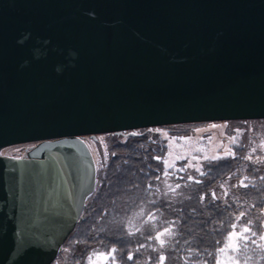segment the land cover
<instances>
[{"label":"water","instance_id":"water-1","mask_svg":"<svg viewBox=\"0 0 264 264\" xmlns=\"http://www.w3.org/2000/svg\"><path fill=\"white\" fill-rule=\"evenodd\" d=\"M264 119V0H0V264H51L93 192L84 136ZM83 141V143H81Z\"/></svg>","mask_w":264,"mask_h":264},{"label":"trees","instance_id":"trees-1","mask_svg":"<svg viewBox=\"0 0 264 264\" xmlns=\"http://www.w3.org/2000/svg\"><path fill=\"white\" fill-rule=\"evenodd\" d=\"M185 124L190 123L104 134L107 161L95 163L94 190L51 264H88L94 251L112 248L117 249L115 264H158L161 254L166 258L164 264H215L217 249L223 246L240 212L246 214L240 223L251 221L252 231L258 233L255 237L247 234L248 239L259 237L264 153L235 145L230 150L235 158L202 161L203 176L194 167L177 171L185 161L166 169L154 157L164 159L168 138L181 135L175 127ZM165 171L169 175H164ZM189 175L201 183L189 182ZM241 180L246 187L240 186ZM213 193L219 198L213 200ZM166 228L171 233L162 237L165 246L161 248L154 237ZM129 255L132 260L127 259Z\"/></svg>","mask_w":264,"mask_h":264},{"label":"rangeland","instance_id":"rangeland-1","mask_svg":"<svg viewBox=\"0 0 264 264\" xmlns=\"http://www.w3.org/2000/svg\"><path fill=\"white\" fill-rule=\"evenodd\" d=\"M212 125L217 127L212 128ZM175 128L179 129L178 131L182 134L169 137L167 140V152L164 156V159L168 161L167 167L164 164L166 169L174 168L181 161H185L186 165H200L205 157L208 159L213 156L223 157L227 150L240 144L247 145L253 153H264V148L260 147V144L264 142V121L195 122ZM232 137H235L234 141ZM84 141L92 153L94 162L96 164L103 162L107 154V137L99 134L95 139L84 137ZM31 146L33 145L25 143L4 147L0 150V154L24 156ZM193 157L198 159H193ZM261 218V232H264V216ZM253 240L248 239L246 244L241 241V250L238 252L218 253L217 256L226 261V264H231L232 258H236L239 264H264V251L260 248L264 246V240H260L259 237L255 239V243L252 242ZM97 264H103V261H97Z\"/></svg>","mask_w":264,"mask_h":264},{"label":"snow or ice","instance_id":"snow-or-ice-1","mask_svg":"<svg viewBox=\"0 0 264 264\" xmlns=\"http://www.w3.org/2000/svg\"><path fill=\"white\" fill-rule=\"evenodd\" d=\"M211 127L212 128H216L217 126L216 125H212ZM197 131H199V130H197ZM132 135H137V134L136 133H132ZM165 135H167V134H165ZM231 139L234 141L235 137H232ZM81 143H83V141ZM260 147L264 148V142H262L260 144ZM113 155H114V153H113ZM227 156H231V157L235 158V153L231 152L230 150H227L224 157L213 156L211 159L212 160H218V159L226 158ZM107 158H108L107 154H105V157H104L105 161H107ZM154 159L162 161L165 164V166L167 167V165H168V161L167 160L163 159L162 157H154ZM193 159H198V158L193 157ZM244 159H251V157L250 156H245ZM205 160H208V158L205 157ZM189 167H194V170L196 172H198L201 176L205 175V173L201 170L199 164H197L195 166H193L191 164L184 165L181 168L176 169V170L177 171H186L187 168H189ZM164 175H169V173L167 171H165ZM187 179H188L189 182H194L196 184L201 183L200 180L195 179L191 175H189L187 177ZM240 186L246 187V185L244 184L243 180L240 181ZM176 187L179 188L180 185L178 184V185H176ZM221 187H223V185H221ZM224 195H227V192H225ZM218 198L219 197L216 195V193L212 194V199L213 200H216ZM200 199H201V201H203L204 197L201 196ZM245 215L246 214L244 212H240L239 215L235 217V220L237 222L236 223H232L230 225L231 231H229L226 234L223 246L217 249L218 253H225V252L235 253V252H238V251L241 250L240 242L243 241L245 244L248 242L247 234L250 233L251 236H253V237L258 235L257 232L252 231V228H251L252 222L251 221H244L242 224L240 223L242 218L245 217ZM261 215L264 216V210H261ZM238 228H239V231H237ZM170 233H171V229L170 228H166V229H164V231L158 232L156 234V236L154 237V239L160 244L161 248H164V246H165L162 237H164L165 235H168ZM130 235H131V233H130ZM259 239L260 240H264V232L259 233ZM252 242L255 243V240H253ZM217 243H220V242L217 241ZM260 248H261V251H264V246H260ZM116 251H117L116 248H112L108 252L94 251L92 256H90L88 258V264H97V261H103L104 264H107V262L109 260L111 261V264H115L116 257H115L114 254L116 253ZM127 259L128 260H132L133 256L129 255L127 257ZM165 259H166L165 256L163 254H161L159 256V258H158V264H164ZM137 264H139V262H137ZM216 264H226V261L221 260L219 258V256H217ZM231 264H239V261L236 258H232L231 259Z\"/></svg>","mask_w":264,"mask_h":264},{"label":"flooded vegetation","instance_id":"flooded-vegetation-1","mask_svg":"<svg viewBox=\"0 0 264 264\" xmlns=\"http://www.w3.org/2000/svg\"><path fill=\"white\" fill-rule=\"evenodd\" d=\"M84 137H89V136H84ZM31 145H34L35 143H30Z\"/></svg>","mask_w":264,"mask_h":264}]
</instances>
